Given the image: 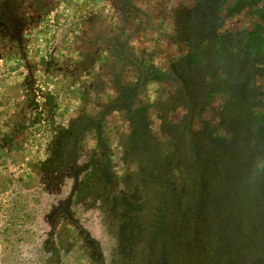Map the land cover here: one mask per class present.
Listing matches in <instances>:
<instances>
[{
	"label": "rangeland",
	"instance_id": "obj_1",
	"mask_svg": "<svg viewBox=\"0 0 264 264\" xmlns=\"http://www.w3.org/2000/svg\"><path fill=\"white\" fill-rule=\"evenodd\" d=\"M0 264H264V0H0Z\"/></svg>",
	"mask_w": 264,
	"mask_h": 264
}]
</instances>
